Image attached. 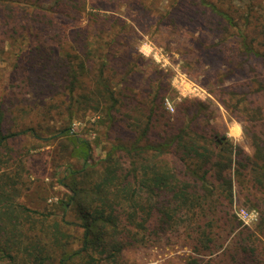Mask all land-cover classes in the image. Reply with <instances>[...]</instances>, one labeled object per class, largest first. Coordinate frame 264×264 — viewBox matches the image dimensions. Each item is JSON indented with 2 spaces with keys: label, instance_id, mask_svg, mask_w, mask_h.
<instances>
[{
  "label": "rangeland",
  "instance_id": "obj_1",
  "mask_svg": "<svg viewBox=\"0 0 264 264\" xmlns=\"http://www.w3.org/2000/svg\"><path fill=\"white\" fill-rule=\"evenodd\" d=\"M6 1L11 8L10 12L6 11L7 21L12 23L7 24L1 10L0 116L3 122L0 127L4 133L19 132L8 145L25 165L18 199L26 206L44 211L69 192L59 182V170H62L59 167L66 164L81 167L82 160L75 155V136L91 142L94 176L101 173L103 160L112 146L128 139L122 122L118 118L113 122L107 104L101 101L102 95L108 97V92L103 85L95 86L104 73L114 93L120 92L126 82L133 81L131 86L144 101L163 96L164 110L159 106L157 115L164 128L167 121L161 117L162 112L175 114L181 101L191 99L195 103H187L189 108L185 105L181 109L180 126L196 127L207 134L212 130L225 133L246 152H251L248 133L259 130L260 122L255 123L257 118L245 112L232 114L217 98L220 93L229 98L230 93L222 88L236 85L239 93L247 94L241 105L250 104L248 99L253 89L247 83L251 79H244L243 74L220 78L226 73L227 54L215 59L211 50L221 44L220 36L214 34L219 31L217 34L231 39L236 30L233 26L226 30L220 25L209 5L200 0L198 4L194 0H0V3ZM179 1L182 6L171 11L172 4ZM207 1L235 19L250 14L249 31L253 30L256 16L264 15V0ZM35 13L42 17L35 22V26L37 23L42 26L38 35L27 33L23 27L25 22L33 23L37 18ZM225 46L229 48L231 43ZM50 47L71 56L84 53L88 57L83 66H75V78L68 77L60 92H49L38 83L35 89L29 81L42 74V65L34 55L40 48ZM93 47H101L95 59L86 53L87 48ZM122 54L125 64L120 61L122 67L114 74L111 70L102 74L103 65L110 66V58L117 60ZM97 97L99 104L95 102ZM65 127H70L73 133L62 134ZM177 203H171L172 210ZM252 207L237 193L232 203L225 199L216 208L219 216L230 214L231 221L216 217L210 228L192 216L194 210L188 212L184 206L174 227L166 226L147 245L126 250L119 264H188L190 256L212 257L221 264H234L231 255L222 254V250L233 244L234 234L244 226L242 218L247 219L249 214L243 209L252 210ZM204 228L210 231L211 245H217L216 253L210 254L207 249L209 242L201 235Z\"/></svg>",
  "mask_w": 264,
  "mask_h": 264
},
{
  "label": "trees",
  "instance_id": "obj_2",
  "mask_svg": "<svg viewBox=\"0 0 264 264\" xmlns=\"http://www.w3.org/2000/svg\"><path fill=\"white\" fill-rule=\"evenodd\" d=\"M200 1L211 7L218 23L226 30L228 26L236 30L231 39L217 34L219 31L214 34L220 36L222 46L211 52L215 59L227 54L226 73L220 78L243 74L244 79H251L247 83L253 89L248 99L250 104L241 105L247 94L239 93L236 85L222 88L230 93L229 98L222 93L217 97L232 114L245 112L257 118L255 123L260 122L259 130L248 133L251 152H246L225 133L212 130L207 134L196 127H181L178 124L181 109L187 103H195L191 99L181 101L175 114L162 112L161 117L167 121L164 128L157 115L158 107H163V96L144 101L131 86L133 81L126 82L120 92L114 93L104 73L95 86L103 85L108 92V97L102 95L101 101L107 104L112 121L117 122L118 118L122 122L128 139L112 146L103 160L101 173L94 176L91 142L75 136V155L82 160V165L80 168L60 165L59 182L69 192L44 211L28 207L18 199L25 165L8 144L19 132L4 133L0 127V264H119L126 250L147 245L166 226L174 227L184 206L188 212L194 210L192 216L205 222L206 227L216 217L230 222L231 215L219 216L216 208L225 199L232 203L237 193L253 206L258 216L249 224L240 220L244 226L234 234L233 244L224 247L222 254L229 253L234 264H264V15L256 16L253 30L249 31L250 14L235 19L214 3ZM1 3L0 15L2 10L7 21L10 3ZM193 3L198 4L197 0ZM182 4L181 1L173 3L171 11ZM40 18H34L33 23L25 22L23 27L27 33L38 35L42 26L38 23L35 26V22ZM212 22L216 24L215 20ZM11 23L7 21L8 25ZM229 43L231 46L227 48L225 45ZM44 49L40 48L33 57L42 65L41 77L29 78V81L35 89L38 83L49 92H60L68 77L75 78V66H83L88 57L84 53L71 56L51 47ZM86 51L95 59L101 47ZM125 59L123 54L117 60L111 57L110 66L103 65L102 74L109 70L114 74L122 67L119 62L124 63ZM99 101L97 97L95 102L99 104ZM2 122L0 116V126ZM29 130L35 135L33 129ZM71 132L70 127L61 131L62 134ZM173 202H178L175 210L171 207ZM209 233L205 228L201 230L209 242L207 249L213 254L217 245H211L213 239ZM188 264L221 263L212 257L190 256Z\"/></svg>",
  "mask_w": 264,
  "mask_h": 264
},
{
  "label": "built area",
  "instance_id": "obj_3",
  "mask_svg": "<svg viewBox=\"0 0 264 264\" xmlns=\"http://www.w3.org/2000/svg\"><path fill=\"white\" fill-rule=\"evenodd\" d=\"M169 108L171 110H174L173 107L170 106V105H169ZM243 211L249 214V216L247 217V219L242 218L243 219V222H245L247 224L252 223V221H254L257 218V216H258V214H257V212L255 210L243 209Z\"/></svg>",
  "mask_w": 264,
  "mask_h": 264
}]
</instances>
